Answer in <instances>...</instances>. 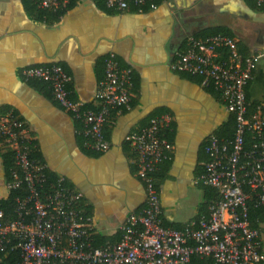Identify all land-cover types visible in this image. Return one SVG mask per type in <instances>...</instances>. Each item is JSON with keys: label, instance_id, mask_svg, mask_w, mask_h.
Returning <instances> with one entry per match:
<instances>
[{"label": "crops", "instance_id": "crops-1", "mask_svg": "<svg viewBox=\"0 0 264 264\" xmlns=\"http://www.w3.org/2000/svg\"><path fill=\"white\" fill-rule=\"evenodd\" d=\"M215 28L232 34L240 52L257 57L248 93L250 101L264 105V5L257 0H163L154 10L115 13L93 0H77L54 23L34 18L24 0H0V111L13 110L27 122L50 171L65 176L82 193V206L91 207L95 232L117 236L129 213L145 204L144 183L125 136L147 126L153 114L171 115L175 146L158 175L162 219L181 227L197 219L207 195L193 181L203 171L207 138L228 111L170 63L187 35ZM109 52L131 68L134 100L131 110L113 114L103 126L111 148L94 154L82 148L75 122L53 93L19 81L18 68L62 64L72 76L71 98L96 108ZM5 178L0 153V198L9 194Z\"/></svg>", "mask_w": 264, "mask_h": 264}, {"label": "built area", "instance_id": "built-area-1", "mask_svg": "<svg viewBox=\"0 0 264 264\" xmlns=\"http://www.w3.org/2000/svg\"><path fill=\"white\" fill-rule=\"evenodd\" d=\"M39 8L67 9L71 0H32ZM160 0H105L119 12L131 5L143 12L148 4L157 9ZM162 1V0H161ZM258 6L264 0H257ZM186 47L175 53L170 67L198 75L202 86L214 85L228 112L236 115L234 138L221 139L214 132L206 141L207 159L195 185L214 188L218 197L207 214L186 223L182 229L163 225L154 173L171 159L174 144L164 135L172 117L160 114L147 126L125 136L136 154L137 174L146 191L144 206L131 211L121 225V238L95 244L93 218L81 206L83 195L66 177L50 178L48 166L33 156L36 137L26 121L13 110L0 114V153H12L14 166L5 187L17 194L12 216L0 209V251L16 252L14 264H188L193 256L212 257L216 264H264V233L253 228L248 201L252 195L264 207V116L248 117V87L257 68V57L243 54L234 36L217 33L207 37L189 34ZM104 76L98 83L96 109L71 98L72 76L58 63L20 69L23 80L39 79L50 84L52 93L73 121L80 123L76 134L84 146L107 151L111 142L103 126L111 111L131 109L132 70L121 67L114 52L104 58ZM256 141L245 146L246 133Z\"/></svg>", "mask_w": 264, "mask_h": 264}, {"label": "trees", "instance_id": "trees-1", "mask_svg": "<svg viewBox=\"0 0 264 264\" xmlns=\"http://www.w3.org/2000/svg\"><path fill=\"white\" fill-rule=\"evenodd\" d=\"M76 1L77 0H71L67 9H65V10L63 9V10H59V11H53L51 9L39 8L32 0H24V4H25V8H26L27 12H29V14H31L34 18H36L40 21H44V22H48V23H54V22L59 21L60 18L67 12V10ZM93 1L97 4V6H99L100 8L105 10L106 12H109V13L119 12L117 10H114V9L107 7L105 0H93ZM160 2H161V0L158 1V3H160ZM128 10H133V11L139 12V9L136 7H133V5H131ZM148 10H150V9H149L148 4H147L143 7V12L148 11ZM217 33H224V34L233 36L232 34L225 32L221 28H215V29H212V30H209V31H206L203 33L195 34V35L198 37H207V36H211V35H214ZM183 43L184 44L181 47V49L186 47V41H184ZM241 53H243V52H241ZM243 54L247 55L246 53H243ZM58 64H60V63H58ZM60 65H62V64H60ZM63 68H64V66H63ZM177 72H179L180 74H183L185 76L191 77L193 79H196L202 84V78L198 75H192V74L182 72V71H177ZM132 79H133V87L131 89V92L133 93V91H135V83H134L133 75H132ZM27 82H30L33 85H38V84L43 85L44 87H47L50 90V92L52 93V89L50 87V84L46 81L39 80V79H28ZM251 83H252V81H251ZM70 84H69V89H70ZM249 86H251V85H249ZM203 87L206 88V90L210 94L214 95L215 97H217L220 100L219 91L214 88L213 84H210L209 86H206V87L203 86ZM248 89H249V87H248ZM247 94H248L247 98L250 102L249 106H248V114H247L248 117L256 114L258 112V110H260L264 116V105L258 100L250 101L249 93H247ZM133 100L134 99L132 97L131 108H132ZM85 107L91 108L89 105H86V104H85ZM96 108H98V107H96ZM96 108H93V109H96ZM123 110H127V109L122 108L120 111H123ZM7 111H9V110H4V111L2 110V111H0V114L5 113ZM117 112H119V111H117V110L111 111L107 120H109V118ZM158 114H160V113H158ZM154 116H157V114L151 115V117L148 119V123L150 122V119L153 118ZM75 125H76V129L78 130L80 128V123L76 122ZM165 130H164V135L171 141V135L169 132L172 130L169 129L166 132H165ZM235 130H236V115L232 112H228L227 119L225 120L224 123L221 124V126L214 133L217 134V136H219L221 139H232V138H234ZM263 131H264V129H263ZM77 136L80 137L82 148L85 151H87L89 153H94V154L102 153L101 151H95V150H91V149L86 148L84 146L83 137L79 134H77ZM255 141H256V139L254 138L252 133H250V132L246 133V135H245V146H246V148L251 147V144H253ZM125 143L129 146V144L127 142H125ZM204 147H205V145H204ZM1 155H2V159H3V165H4L5 175H6L5 181H6L9 178L11 168L14 166V160H13L12 153L9 151H2ZM33 156L36 157L37 159H39L41 162H44L43 158L41 157V153L38 151V149H36L33 152ZM135 158H136V154L133 152V159H135ZM165 162H163L161 164L160 169ZM133 164H134V167L136 169V174H137L136 163L133 162ZM160 169L154 173L158 189H160V184L158 181V175H159ZM48 173H49L50 178H55L56 176H58V174H54L52 171H50L49 168H48ZM66 181L70 186L74 187L73 185H71V183L68 182L67 179H66ZM198 186L206 188L205 192H206L207 197H206V201L201 206V210H200V213L198 214L197 219L202 214H207L209 203L218 197V193L214 188H212L210 186H205V185H198ZM16 194L17 193L15 191H11L6 198H0V209L4 210L5 214L9 217L12 216V212H13L12 211V202H13V198L15 197ZM86 204L87 203L83 202V207L85 206L87 213L89 215H92L91 207L86 205ZM81 206H82V202H81ZM248 207H249V219H250L252 227L258 228L261 230V232L264 233V207L257 204V200H256V197L254 195H252L251 198L249 199ZM163 225L165 227H169V228L171 227L173 229H182L183 228V227L178 226V225L175 226V225L168 224L164 220H163ZM121 235H122V231L119 230V234H117V236H115V237H111V238L105 237V236H103L97 232H94L93 237L95 240V244L100 245L102 243H105L106 241H118L121 238ZM18 260H19V256L16 252H9L8 250L0 251V264H14V263L18 262ZM188 264H216V263L212 257L201 258L198 256H193Z\"/></svg>", "mask_w": 264, "mask_h": 264}, {"label": "water", "instance_id": "water-1", "mask_svg": "<svg viewBox=\"0 0 264 264\" xmlns=\"http://www.w3.org/2000/svg\"><path fill=\"white\" fill-rule=\"evenodd\" d=\"M24 67H26V66H24ZM23 68V66L22 67H19L18 68V79H19V81H21V82H23V83H25V82H27V81H25V80H23L22 79V77H21V75H20V69H22ZM71 117V116H70ZM72 119V118H71ZM73 120V119H72ZM73 123H74V121H73ZM74 132H75V128H74ZM76 133V132H75ZM145 187V186H144Z\"/></svg>", "mask_w": 264, "mask_h": 264}]
</instances>
